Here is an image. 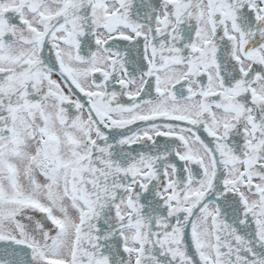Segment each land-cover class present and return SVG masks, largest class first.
Wrapping results in <instances>:
<instances>
[{
  "label": "snow or ice",
  "instance_id": "1",
  "mask_svg": "<svg viewBox=\"0 0 264 264\" xmlns=\"http://www.w3.org/2000/svg\"><path fill=\"white\" fill-rule=\"evenodd\" d=\"M0 264H264V0H0Z\"/></svg>",
  "mask_w": 264,
  "mask_h": 264
}]
</instances>
